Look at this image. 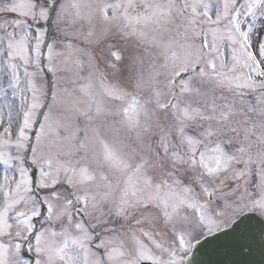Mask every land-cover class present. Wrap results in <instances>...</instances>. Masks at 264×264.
<instances>
[{
  "label": "snow or ice",
  "instance_id": "obj_1",
  "mask_svg": "<svg viewBox=\"0 0 264 264\" xmlns=\"http://www.w3.org/2000/svg\"><path fill=\"white\" fill-rule=\"evenodd\" d=\"M0 264H264V0H0Z\"/></svg>",
  "mask_w": 264,
  "mask_h": 264
}]
</instances>
